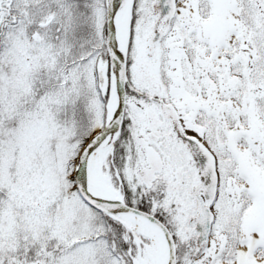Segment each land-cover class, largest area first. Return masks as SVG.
Segmentation results:
<instances>
[{
    "label": "snow or ice",
    "instance_id": "1",
    "mask_svg": "<svg viewBox=\"0 0 264 264\" xmlns=\"http://www.w3.org/2000/svg\"><path fill=\"white\" fill-rule=\"evenodd\" d=\"M0 264H264V0H0Z\"/></svg>",
    "mask_w": 264,
    "mask_h": 264
}]
</instances>
